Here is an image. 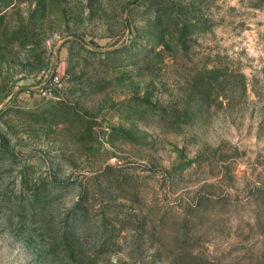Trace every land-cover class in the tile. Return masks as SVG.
I'll return each mask as SVG.
<instances>
[{"label": "rangeland", "instance_id": "obj_1", "mask_svg": "<svg viewBox=\"0 0 264 264\" xmlns=\"http://www.w3.org/2000/svg\"><path fill=\"white\" fill-rule=\"evenodd\" d=\"M0 264H264V0H0Z\"/></svg>", "mask_w": 264, "mask_h": 264}, {"label": "built area", "instance_id": "obj_2", "mask_svg": "<svg viewBox=\"0 0 264 264\" xmlns=\"http://www.w3.org/2000/svg\"><path fill=\"white\" fill-rule=\"evenodd\" d=\"M36 93L38 94H42V95H47V94H51V87H48L47 85L43 86V87H37L36 89H34ZM30 91H28L29 93Z\"/></svg>", "mask_w": 264, "mask_h": 264}]
</instances>
